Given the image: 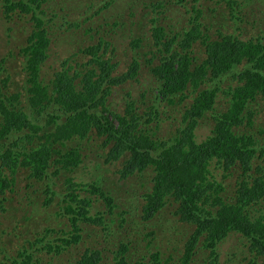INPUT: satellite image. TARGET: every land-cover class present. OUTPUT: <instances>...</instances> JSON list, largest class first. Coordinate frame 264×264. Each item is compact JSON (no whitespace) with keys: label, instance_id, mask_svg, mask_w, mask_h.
Returning <instances> with one entry per match:
<instances>
[{"label":"trees","instance_id":"1","mask_svg":"<svg viewBox=\"0 0 264 264\" xmlns=\"http://www.w3.org/2000/svg\"><path fill=\"white\" fill-rule=\"evenodd\" d=\"M23 1L5 0V15L9 16L17 7L23 13L32 11ZM36 1L31 0L37 4ZM200 1H174L177 9L182 7L190 12L187 24L178 29L168 30V26L165 28L160 24L170 8L154 11L151 38L152 55L156 51L157 63L151 66L150 72L156 82L153 87L156 101L143 112L135 109L133 101L127 103L122 113L110 110L108 96L111 88L136 78L140 62L135 52L127 69L115 74L117 65L107 55L108 43L102 39L83 49L90 56L87 65H96L99 68L97 73L93 68H87L84 73L76 72L65 59L53 71L50 82L44 84L40 70L47 57L50 37L46 21L32 14L34 29L18 47L25 73L22 89L6 91L9 74L3 77V83L0 82V209H5V194L13 192L14 187L22 183L15 179L18 172H28L26 177L33 185L34 180L52 181L53 177L83 161L85 156L75 142L88 140L94 134L106 148V162L117 161L127 153L118 170L120 178L139 174L144 179L146 174L149 175L151 186L141 194L144 220L171 204L175 218L192 228L180 247L179 264H190L195 248L209 249V264H216L217 242L229 231L238 232L246 239L252 254L251 264H255L254 258L264 264L262 175L252 177L250 187H247L251 176L248 173L250 160L256 154L264 155V144H254L251 134L238 131L240 125L244 131L248 127L244 125L242 115L246 114V124L251 123L252 101L257 96H264V45L253 38L243 40L230 33L219 36L218 32L217 38H209L206 30L212 22L203 21V10L197 5ZM223 1L229 4L232 0ZM248 1L238 2L237 7L247 6ZM209 10L213 16L214 11ZM140 41L139 38L132 39L131 46L134 49L139 47ZM196 42L204 48L201 59L193 53ZM240 65L241 69L238 68ZM2 71L4 68L0 63V74ZM227 75L236 80V85L221 88L220 81ZM221 91L228 98L227 109L214 113ZM20 95L25 97L24 104H21ZM188 97L191 101L180 112L173 136L152 138L154 128L151 123L156 126L161 119L157 104L178 109L177 105ZM207 113L213 120L212 134L197 141L195 129ZM262 168V165L257 166L259 171ZM217 170H221L223 177L232 172L241 177L232 195L237 203H228L217 195L227 188L215 176ZM64 180L58 195L60 203L55 210L57 218L62 220L59 226L48 222L42 225L27 222L23 227L19 226L22 227L19 228L20 237L24 238L17 246L22 249L18 253L20 259L1 261L0 264H58L55 262L61 254L81 242L83 229L90 230L93 242L82 244V251L71 264H170V253L163 257L166 252L154 250L147 258L135 253L132 245L139 242L140 236L134 228L133 233H125L119 227L116 234L112 225H124V211L115 213L117 204L114 197L106 193V188L83 183L79 188L84 195L80 196L75 193L70 179L65 177ZM30 184H23L24 191L27 195L37 196L39 191ZM46 188L49 198L41 203L43 207L49 205L53 195L57 194L49 185ZM198 198L211 207L213 203L217 204L207 211L198 207ZM98 199L105 205V211L92 212L91 208ZM26 217L32 218L30 215ZM111 234L115 236L112 240L114 249L109 239ZM149 235L154 236L152 231ZM98 240L109 242L99 248ZM25 243L28 251L23 248ZM149 244H152L150 240ZM105 252H111L112 261L109 263L105 261Z\"/></svg>","mask_w":264,"mask_h":264},{"label":"rangeland","instance_id":"2","mask_svg":"<svg viewBox=\"0 0 264 264\" xmlns=\"http://www.w3.org/2000/svg\"><path fill=\"white\" fill-rule=\"evenodd\" d=\"M174 1L37 0L36 3L39 6L36 7L35 5L37 4L32 3L31 0H24V4L31 7L32 11L28 10L23 13L17 7L13 13L7 16L3 10L6 4L5 0H0V63L4 68V71L0 74V82L3 83V77L9 74V82L6 85L4 84L6 91L10 93L22 89L21 85L22 82H25V73L22 69V56L18 53V47L25 42L27 34L34 29L32 24L35 22L31 20L34 13L39 15L38 17L44 22L46 21L45 25L48 28L50 37L46 50L47 57L40 70V78L44 84L50 82L53 71L58 69L60 63L65 59L74 66V69L77 70L76 72L81 71V73H84L87 68H93L95 72H98L99 68L96 65H87V60L90 56L86 55L83 49L89 44L102 39L108 43L106 46L108 49L107 55L117 65L114 71L115 74L127 69L135 52L140 62L136 78L111 88V93L108 96L110 110L122 113L127 103L133 101L135 109L138 112H143L156 101L153 89L156 82L150 72L151 66L157 63L156 51L152 55L153 45L151 38V19L154 20V11L158 8L162 11L164 8H170L168 16H163L160 21V24L165 28L168 26V30L172 28L178 29L181 25L187 24L190 15V12L184 11L182 7L177 9V4L175 5ZM241 1L232 0L228 4L227 1L223 0H201L197 4L203 10V21L207 23L208 19L212 22L208 25L206 24L208 26L206 32L209 38H217L218 32L219 36L230 33L243 40L253 38V40H257L264 45V0H249L247 6L245 5L243 8L237 7V3ZM177 3L180 4L178 1ZM209 8L214 11L213 16L209 14L211 12ZM181 14L184 17H181ZM134 38L141 39L140 46L135 49L131 46V40ZM193 53L198 59H201L204 56L203 45L198 42L193 44ZM149 59L150 62L148 61ZM238 68L241 69L242 66L240 65ZM72 73L73 70L70 71V74ZM235 81L230 75H227L221 79L220 87H233L236 85ZM20 99L21 104H24L23 100H25V97L20 95ZM190 101V97L184 99L177 105L178 109L174 108L173 110L163 104H157L161 119L156 126H154L153 122L151 123L154 128V134L151 133V137L161 139L172 137L176 126L179 124L178 121H180V112L184 111L185 106ZM227 102L228 98L222 91L219 92L213 112L217 113L218 111L223 112L226 110ZM251 108H253L251 123L249 125L246 124V114L242 115L244 117V125L248 127L244 131L240 125L238 131L251 134L254 144L256 142L257 144H264V96H257L252 101ZM200 121L195 129V139L197 141H201L207 135L212 134L213 129V120L209 113L206 114V118ZM75 145L79 146L81 154H86L83 162L72 170H68L64 174H58L56 178L53 177L52 181L44 179L41 182L36 181L37 183L33 185L30 184L31 180L26 177L28 172H18L15 179L22 183L17 184L13 192L5 194L6 198L3 201L5 209H0V262L20 259L18 253L22 249H18L17 246L22 243L24 238L20 237L19 228H22L27 222L31 224L34 222L39 225L48 222L56 227L59 226L61 219L57 218L55 210L60 203L58 195L66 177L74 184V191L77 194L79 193L80 196L84 195V191L79 188L83 183H95L102 189L106 188V193L114 197V201L117 204L115 213L120 210L124 211L123 218H125V223L121 229L125 233L129 231L133 233L132 228L136 231L137 229L141 231L142 240L136 245L135 253L146 257L149 252L158 250L166 252L162 255L163 257H167V253L171 254L170 264H179V257L182 253L180 247L190 235L192 228L175 218L171 213L172 210L174 211V207L171 204L170 206L165 205L153 218L151 217L147 220L142 218L144 200L141 194L146 186H151L149 175L146 174L144 179L139 174L120 178L118 170L123 164V160L127 157L125 156L127 153H124L117 161L102 163L103 153L106 150L101 145L100 139L94 134L88 140L76 141ZM250 163L251 169L248 173L251 176L248 177L247 187H250L252 177L255 175H262L264 179V155L259 156L256 154L250 160ZM258 165L263 166L261 171L257 170ZM214 173L218 181L227 187L226 190H220L217 195L222 199H226L228 203H237L232 195L238 188L237 180L241 177H238L234 172L223 177L221 170L214 171ZM23 184H30L34 188L36 187L39 191L37 196L34 194L27 195ZM47 185L51 187L52 191H56L57 194L53 195L54 198L49 205L43 207L41 203L46 197L47 199L49 198L46 195ZM95 202L97 204L92 206V212L98 208H104L101 200L98 199ZM216 204L213 203V207ZM198 207L207 211L213 208L207 203L204 204L200 198H198ZM35 209L37 210L35 211ZM33 211H35L34 214ZM28 215L32 218H24V216ZM165 228L167 229L165 230ZM150 231H152L154 236L149 235ZM93 237L89 229H83L82 240L78 246L69 248L68 251L61 254V257L55 263L71 264L82 251V244L93 242ZM149 240L152 244H149ZM107 242H100L97 247L100 248ZM110 242L112 249H114V243ZM23 248L27 251L29 250L26 243ZM195 249V252L190 256V264H209L208 256L210 250ZM216 252V264H251L252 254L248 250L247 241L238 232L229 231L225 237L217 242ZM105 253L107 255L105 258L106 263L111 262V252ZM254 262L255 264H262L260 259L256 260L254 258ZM31 264L33 263L31 262Z\"/></svg>","mask_w":264,"mask_h":264},{"label":"clouds","instance_id":"3","mask_svg":"<svg viewBox=\"0 0 264 264\" xmlns=\"http://www.w3.org/2000/svg\"><path fill=\"white\" fill-rule=\"evenodd\" d=\"M105 150H106V148H105ZM106 153V152H105ZM105 153H103V157H102V163H104V162H106L105 161ZM83 156H86V154H84ZM85 158V157H84ZM81 162H83V161H81ZM111 162H114V161H111ZM79 166V165H78ZM75 168V167H74ZM24 170V169H23ZM72 170V169H71ZM37 182L34 180V184H36ZM80 186H82V185H80ZM147 187V186H146ZM172 206V205H171ZM103 207L104 208H98L97 210H96V212H98V211H105V205H103ZM104 214H105V212H104ZM153 217H155V216H153ZM152 217V218H153ZM122 226L123 225H112V227L116 230V234L118 233V228L120 227V228H122ZM137 231H138V235L140 236V240H139V242H134L133 243V245H132V250L134 251V249L136 248V245L138 244V243H140L141 242V240H142V237H141V231H139L138 229H137ZM130 232V231H129ZM128 232V233H129ZM114 238H115V236H112V234L111 235H109V239H110V241H112V240H114ZM104 241H102L101 243H103ZM98 243H100V241L98 240L97 241V243L96 244H98ZM78 246V245H77ZM75 247V246H74ZM150 253V252H149ZM147 256H148V254H147Z\"/></svg>","mask_w":264,"mask_h":264}]
</instances>
